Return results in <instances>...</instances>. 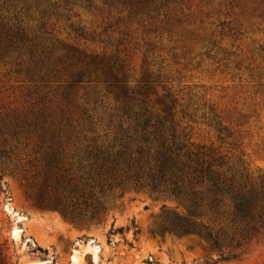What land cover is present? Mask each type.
<instances>
[{"label": "rangeland", "instance_id": "374dc122", "mask_svg": "<svg viewBox=\"0 0 264 264\" xmlns=\"http://www.w3.org/2000/svg\"><path fill=\"white\" fill-rule=\"evenodd\" d=\"M167 109L264 172V0H0V264H264V236L223 260L198 236L154 235L163 205L185 207L148 190L101 224L35 204L44 131L112 134Z\"/></svg>", "mask_w": 264, "mask_h": 264}, {"label": "trees", "instance_id": "16d2710c", "mask_svg": "<svg viewBox=\"0 0 264 264\" xmlns=\"http://www.w3.org/2000/svg\"><path fill=\"white\" fill-rule=\"evenodd\" d=\"M130 119L133 126L120 124L112 134L92 127L44 131L35 204L76 223L101 224L114 199L148 190L185 207L163 205L154 235L198 236L223 260L238 258L239 246L264 236V172L239 169L218 147L196 141L169 109Z\"/></svg>", "mask_w": 264, "mask_h": 264}, {"label": "bare ground", "instance_id": "6f19581e", "mask_svg": "<svg viewBox=\"0 0 264 264\" xmlns=\"http://www.w3.org/2000/svg\"><path fill=\"white\" fill-rule=\"evenodd\" d=\"M12 213L17 214L11 207L8 208ZM20 220H23L24 217L19 216ZM22 229L20 227H16L13 231V236L19 238L21 236Z\"/></svg>", "mask_w": 264, "mask_h": 264}, {"label": "water", "instance_id": "95a60500", "mask_svg": "<svg viewBox=\"0 0 264 264\" xmlns=\"http://www.w3.org/2000/svg\"><path fill=\"white\" fill-rule=\"evenodd\" d=\"M93 241H95V239H92Z\"/></svg>", "mask_w": 264, "mask_h": 264}]
</instances>
